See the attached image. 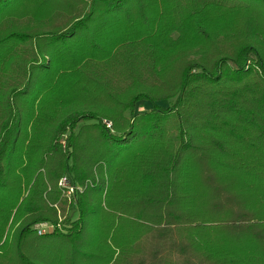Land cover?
<instances>
[{"label":"trees","instance_id":"obj_1","mask_svg":"<svg viewBox=\"0 0 264 264\" xmlns=\"http://www.w3.org/2000/svg\"><path fill=\"white\" fill-rule=\"evenodd\" d=\"M31 2L0 0V264H264V0Z\"/></svg>","mask_w":264,"mask_h":264},{"label":"rangeland","instance_id":"obj_2","mask_svg":"<svg viewBox=\"0 0 264 264\" xmlns=\"http://www.w3.org/2000/svg\"><path fill=\"white\" fill-rule=\"evenodd\" d=\"M32 2L31 0H22V3L19 6H16L13 10L12 13L14 14H20V15H25L27 14V8H31ZM237 20H240V16L236 15L235 16ZM30 18V17H28ZM26 18H24V20L21 21H16V22H12L11 26L13 27V29H21V27L25 26V21ZM8 27V25H3L0 27V33L3 32L6 28ZM178 41L175 43V45L173 46V50L177 51V54H179L180 56H183L184 52H188V51H195L197 49H195L196 45L199 43V40L194 38L190 33L188 32H183L181 35H179L177 38ZM213 48L210 50V53L212 52ZM180 56H176L173 57L170 61H171V68L174 66H178L179 64H177V61L179 60L178 57ZM177 64V65H175ZM97 105H101V102H98ZM149 107V102L147 101H139L137 103V106L135 108V110H145ZM71 217L75 218V213L73 212L71 214Z\"/></svg>","mask_w":264,"mask_h":264},{"label":"built area","instance_id":"obj_3","mask_svg":"<svg viewBox=\"0 0 264 264\" xmlns=\"http://www.w3.org/2000/svg\"><path fill=\"white\" fill-rule=\"evenodd\" d=\"M109 122H105L106 127H110ZM58 187L63 192L64 196L68 201H71L76 193L81 190L79 185H73L67 178L61 177L57 181ZM33 229L36 234L42 235L46 232H50L54 229V225L50 222H41L33 225Z\"/></svg>","mask_w":264,"mask_h":264}]
</instances>
